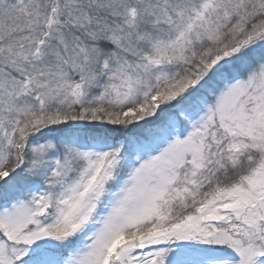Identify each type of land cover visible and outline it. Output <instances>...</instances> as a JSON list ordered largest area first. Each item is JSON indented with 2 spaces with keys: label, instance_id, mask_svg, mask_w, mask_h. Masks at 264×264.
<instances>
[{
  "label": "snow or ice",
  "instance_id": "1",
  "mask_svg": "<svg viewBox=\"0 0 264 264\" xmlns=\"http://www.w3.org/2000/svg\"><path fill=\"white\" fill-rule=\"evenodd\" d=\"M0 264H264V0H0Z\"/></svg>",
  "mask_w": 264,
  "mask_h": 264
}]
</instances>
